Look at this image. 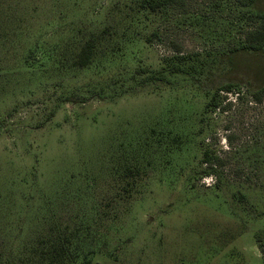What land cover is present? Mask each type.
<instances>
[{
    "label": "rangeland",
    "instance_id": "obj_1",
    "mask_svg": "<svg viewBox=\"0 0 264 264\" xmlns=\"http://www.w3.org/2000/svg\"><path fill=\"white\" fill-rule=\"evenodd\" d=\"M141 1L0 0V264L74 221L81 263L264 264V50H235L264 0ZM226 83L241 96L203 121Z\"/></svg>",
    "mask_w": 264,
    "mask_h": 264
},
{
    "label": "trees",
    "instance_id": "obj_2",
    "mask_svg": "<svg viewBox=\"0 0 264 264\" xmlns=\"http://www.w3.org/2000/svg\"><path fill=\"white\" fill-rule=\"evenodd\" d=\"M243 6H252L256 0H237ZM185 0H142L141 6L150 11L156 12L168 7H176L185 4ZM254 6V5H253ZM251 18H261V23L244 31V40L235 50L245 51H261L264 50V15L249 13ZM154 38H161L159 31H154L148 40ZM174 54L164 58V63L170 73H180L184 70V64L190 59V55L183 53L182 46L173 42ZM93 54V42H87L78 53V58L75 64L80 68H85L90 65ZM226 92V94H222ZM236 93V96H241V88L234 83H226L218 87L214 92L208 93L209 99L205 104L204 111L202 112V120L211 121V115L217 109H225L223 105L229 93ZM253 97L257 102H261L264 97V86L258 88L253 93ZM229 102L231 101L228 100ZM202 163L208 167L205 171L207 175L216 174L217 179L215 187H220L222 182V175L218 171L219 167H224L226 160L224 157L218 155L215 150L209 146L203 151ZM48 231V230H47ZM49 232V231H48ZM90 233V229L86 223L61 224L53 228L43 239L34 247L32 255H21L18 259L19 264H90L85 261L81 263L79 260L80 242L83 243L87 238L82 237L83 234ZM264 251V247H261Z\"/></svg>",
    "mask_w": 264,
    "mask_h": 264
}]
</instances>
